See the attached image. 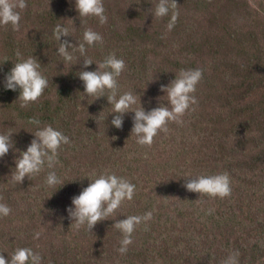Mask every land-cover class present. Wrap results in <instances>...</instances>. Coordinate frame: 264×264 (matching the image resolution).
Returning <instances> with one entry per match:
<instances>
[{
  "label": "rangeland",
  "instance_id": "obj_1",
  "mask_svg": "<svg viewBox=\"0 0 264 264\" xmlns=\"http://www.w3.org/2000/svg\"><path fill=\"white\" fill-rule=\"evenodd\" d=\"M208 1L210 7L206 9L202 5H197V0H176L178 17L174 27L169 31L167 24L171 12L163 17H154L151 13L159 0H109L112 6L118 2L125 9L123 12L117 9L115 12H110L107 9L113 14L107 15L108 19L104 24H100L96 17L93 19L92 16L79 17L74 7V0H26L27 6L19 10L21 19L18 29L13 30L10 24L0 25V68L6 71L8 66L4 61L8 58L13 63L17 61L14 54H12L13 57L10 56L11 50L7 48V43L13 39L27 41L29 37L35 35V23L48 24L55 17L56 24L65 25L72 35L61 37L62 40L67 39L72 43L80 42L78 32L82 28H91L101 34L102 41L89 46V50L86 51V56L94 62L103 61L112 49L115 51L120 48V53L126 55L129 50L128 41H126V47L124 43H121L118 48L117 40L123 37L126 39L129 35L139 45L140 50L136 54L140 60L142 55L148 52V58L142 62L143 66L139 67L140 82L134 77L132 86L136 90L134 94L137 96V103L133 108H138L142 104L148 111V106L155 107L168 103L167 97L164 96L165 93L161 91V85L168 84L172 77L164 70L162 63L164 54L177 53L185 57L184 62L195 59L200 62L202 68H207L206 74L201 78L202 91L206 95H203L204 98L201 96L200 102L195 103L194 106V113L200 115L195 123L202 124L197 130L202 136L213 132L215 135L226 136L230 138L228 145L233 143L237 146L241 136L246 135L249 138L256 128L261 129L262 122H264V114H261L262 108L260 107L262 105L264 108V93H260L261 89L264 90V81H257V74L252 73V71L256 72L252 67L256 65L257 60L264 58V0H238L233 11L231 8L233 0ZM131 2H136L138 5L141 2L147 3V10L144 13H135L133 24L136 29L133 31H129L130 22L127 20L131 15L129 9L132 8L126 3ZM243 3L246 5L244 9ZM28 7L33 11L30 14L25 13ZM220 10L225 16L226 12L235 13L232 25L233 27L238 26L236 28L238 36L235 39L229 31L220 30L224 17ZM52 26L54 28V25ZM46 28L42 27L35 42L39 40L51 42L50 50L54 55V58L51 56L53 75L48 85L52 89L45 96L44 101H40L41 104L33 118L47 117L44 115L48 113L53 118L48 125L68 136L69 143L62 144L58 149L53 169H48L45 164L42 170L30 179L25 177L22 183L14 181L11 177V170L14 167V157L19 154L15 149H26L34 138L33 133L30 132H35L39 125L36 127H30L28 124L22 126L23 119L18 115L26 112V106L15 107L14 98L9 101L0 98V132H15L12 135L14 147L9 150L11 157L5 155L0 158V202H6L5 197L9 193H15L20 197L14 204H8L12 209L8 216H0V253L2 255L11 254L14 249L24 247L26 239V247L32 248L42 256L41 264H54L52 249L60 248L64 237L62 234L57 236V231L60 233L63 228L57 227V223L59 224L63 214L67 213L66 205L71 203L68 195L73 197L79 194L82 188L90 183L89 178L94 179L100 173L111 172L133 183L134 193H137L136 199L124 200L115 210L116 220L130 215H143L147 211L152 212L151 219L137 225L131 234V243L127 246L128 258L132 254H143L139 263L154 264L159 254L164 256L165 253H171L173 261L176 258L178 261L182 258L185 264H219V261H210L209 256L219 257L220 254L222 258L225 257L224 252L228 251V245L225 237L223 239L225 243L220 242L217 232L224 230L226 233V230L219 225L218 218L214 224L209 213L200 215L203 208L206 205L212 207L214 201L210 198L209 204L208 202L201 204L208 198L197 192L189 194L184 186L186 178L209 171L213 173L214 169L211 167L212 161L196 163L194 157L180 154V135L187 132L183 126L188 116H180L179 122L170 120L172 124H166L167 130L155 135L151 145H142L138 148L140 144L134 139L135 134H133L134 138L131 135L134 113H125L123 125L128 127L116 130L117 128L111 124L114 114H110L112 108L108 101H103L104 97L96 99L93 96L84 99L83 89L79 90L80 79L71 81L69 75L71 64L70 62L64 63L57 54L56 49L59 42L53 35V29L47 30ZM138 28H140L139 31ZM155 31H158V36L154 34ZM193 37L197 38V43L205 45L200 54L199 51H193L191 47ZM253 37L261 49L254 46V41H251ZM238 40H245L250 48L238 43ZM69 51L77 65L81 64L80 66L84 67V57L80 55L79 50L70 49ZM25 56L26 53L21 52V57L25 58ZM214 62L217 63L221 72L220 63L227 64V74L224 76L218 74L220 71L213 66ZM60 67L63 68L62 71ZM96 68L95 63L88 66L89 70ZM189 69H191L190 66L187 70ZM240 72L249 75L246 83L237 79ZM3 75L4 73L0 72V80L3 79ZM67 87L70 88L67 89ZM125 88H128V85ZM59 89L62 90L59 91ZM47 102L50 103L48 107ZM240 116H242L241 119ZM237 117L240 123L250 124L251 130L239 128L237 131L233 130L232 121L229 120H237ZM194 121H191V125ZM11 123L16 128L15 130L9 126ZM178 124H181V130L175 129ZM191 125L189 133L192 131ZM239 131L243 133L241 136L238 134ZM201 141V139L194 138L192 144L197 148ZM145 146L147 152L142 158L143 167L138 168L139 152ZM152 150L158 158L157 166L163 168L165 184L163 188L158 184L156 167L153 166L155 161L150 157ZM109 155H111L110 160ZM104 156L105 163L95 166ZM190 157L192 162H189ZM169 167L171 171L168 170ZM50 170H54L60 177L61 183L64 184L63 190L58 191L44 183L47 172ZM139 173L145 175L141 176ZM181 180L183 185L180 183ZM141 195L142 197L137 200ZM227 206L228 204H216L214 211ZM20 209H29L30 219L25 221L15 219ZM223 215L226 219L232 220L227 214ZM194 218H197L198 223L196 230L192 231L190 219L194 220ZM233 222L232 227L234 228L235 221ZM116 230L108 228L105 236L108 239L118 238L117 247L119 248L123 236L120 231L119 236H116ZM25 231L28 234L19 243L13 244L15 243L14 238L19 237L18 232ZM162 231L165 238L172 243L168 249H161L147 242L148 237L159 240L158 235ZM236 231L244 239V243L251 240L252 234L245 226L237 227ZM36 233H39L38 238L35 237ZM255 239L253 238L252 241L255 242ZM231 240L233 242L230 248L235 244V238L231 237ZM105 248L108 249L109 246L106 245ZM132 262L135 261L132 260ZM117 263L122 264L119 260Z\"/></svg>",
  "mask_w": 264,
  "mask_h": 264
},
{
  "label": "trees",
  "instance_id": "obj_2",
  "mask_svg": "<svg viewBox=\"0 0 264 264\" xmlns=\"http://www.w3.org/2000/svg\"><path fill=\"white\" fill-rule=\"evenodd\" d=\"M146 1V0H142ZM233 5L231 6L232 11L235 9L236 5L238 4V0H233ZM208 0H197V5H202L205 8L210 7L208 4ZM104 8H105V14L110 15L113 13L110 12H123L125 7L119 4L118 2H115L113 4L109 3V0H103ZM127 6L131 7L132 9H129L131 11V15L128 16L127 20L130 22L129 31H133L136 29L134 26V17L135 13L146 11L147 3L141 2L140 5H138L136 2L126 3ZM143 5V7H142ZM243 9L246 8V5L243 3ZM200 8V7H199ZM206 8V9H208ZM110 11H108V10ZM238 10V9H237ZM108 11V12H107ZM32 11V8L28 7L26 9V14H30ZM35 12V11H34ZM220 13L223 17V26L220 27V30L222 32L229 31L232 35V37L235 39L238 36V32L236 30V27H233V20L235 19V13H227L226 16L224 15L223 11L220 10ZM232 14V15H231ZM231 15V16H230ZM227 17V18H226ZM230 17V18H229ZM94 17L92 16V19ZM254 21V20H253ZM37 22V20H35ZM56 17L48 24L37 22L34 25L35 35H32L25 40H11V42L7 43V48L11 50L10 56L14 54L13 56L17 58L16 52L19 51L26 53L25 58L32 56L34 57L38 63L40 64V71L42 74L48 79V83L50 80V77L53 75V72L51 71V56L54 58V55L51 53L50 46L51 42L42 40L35 42V38L40 35V31L42 27H47L46 29H53L52 25H56ZM80 23V22H79ZM253 26V25H251ZM140 28L137 30L139 31ZM85 28H82L79 30L78 34H80V42L82 41L83 31ZM133 33V32H132ZM243 32H241L242 34ZM156 36H158V31H155L154 33ZM254 36V34H251V36ZM124 41V42H123ZM126 41H128L129 50L126 52V55H122L120 53V46L121 43H124L126 47ZM254 41L253 44L256 48L261 49L258 47L257 43L255 42V38L253 37ZM119 43L118 50L110 51L109 54L114 53L117 57L122 58L125 61V68L121 72V74L116 78L117 79V93H123L126 91L135 92V88L132 86L134 84V77L140 82V71L139 67H142L144 62L148 58V52L142 55V59L140 60V57L136 54L140 49L139 45H137L134 42V39L128 35V37H123L119 40H117ZM238 43L244 44L246 46H249L245 40H238ZM204 44L197 43V38L193 37L191 47L193 48V51L198 52L199 54L202 52L204 48ZM89 50V46H86V51ZM12 56V57H13ZM173 56V57H172ZM199 58V57H197ZM185 57L177 54V53H166L163 55L162 63L164 65V70H166V74L171 75L172 80L175 78L176 74H179V72L184 69L187 70V68L190 66L191 69H200L202 71V76L206 74V67H201L200 62L192 59L189 62H184ZM251 61V60H250ZM6 65L8 66L7 69H9L13 66L11 60L8 58L7 61H4ZM71 65H69V75L71 78V81L74 82L79 77L77 76L79 74V71L84 69V67H81L77 65V63L72 60L70 62ZM237 62L235 63L236 66ZM252 67L253 75L257 74V81H264V58H259L257 62ZM162 65V66H163ZM213 66H216V69L220 71V68L218 67L217 63L214 62ZM220 66L222 68V72L220 71L218 74L221 76L224 74L226 75L228 72L227 64L220 63ZM4 69L0 68V72L5 73L7 72ZM63 68L60 67V71H62ZM86 70H89L88 68ZM95 70V69H94ZM156 72V71H155ZM201 76V78H202ZM248 76L246 73L240 72L237 75L238 80H243V83H246L248 80ZM2 81V79L0 80ZM128 88H125L127 87ZM202 82L201 79L197 83L195 91L191 93L192 96L196 98L195 103H199L201 100V96L206 95L205 92L202 91ZM70 87H67L69 89ZM52 89L50 85H47L45 90L42 92V94L32 102H28L26 106V112H20L21 115H18L23 119L22 126H25V124H28L30 127H36L42 128L45 125H48L52 121V117L48 115V113H45L44 116L47 117H41L39 119H36L39 121L38 124L33 123L34 120L33 116L36 114L37 109L39 105L41 104L40 101H44L46 98L45 96L49 93V91ZM83 89V82L80 80V87L79 90ZM62 89H59L61 91ZM202 91V94H201ZM260 93H264V90L261 89ZM136 95V94H135ZM19 96V90L16 91L8 90L3 87V84L0 83V98L2 97L5 99V101L12 100L14 98V101L16 106L15 107H21V104L23 103L21 100H17ZM95 97V96H93ZM242 97V95H240ZM204 98V96H203ZM51 100V99H50ZM48 100V101H50ZM103 101H107V98L104 97ZM264 101V100H263ZM195 103L190 104L189 110H187L183 115L188 116L186 123L183 126V129H185L187 132H183L180 135L181 141L179 144H181V147L179 148L181 150L180 154H184L185 156H192L194 157V161L196 163H206L208 161H212L211 167L213 169L212 172H204L203 175H214L219 173H227L230 180V188L231 192L229 195L225 197L220 196H210L206 193L202 194L203 197L208 198L203 200L201 204H205L208 202L211 198L214 201V205L211 207V205H206L203 208V211L200 215L209 213L211 219L213 220V223L216 224V219L218 218V223L220 226H222L223 229L226 230V233L224 230H218L217 236L220 238V242L223 244L225 243L223 241L224 237L226 240V243L228 245V251L224 252L225 257L222 258L219 254V257H211L209 256L210 261H219V264H222L224 259L230 254V253H238V264H264V122L261 125V129L257 130L255 129V132L248 138L246 135L241 136L243 133L238 132V134L241 136V140L239 141L238 145L236 144H229L230 138L226 136H219L218 134L215 135L214 132L211 134H208L206 136H202V134L199 132L200 129L199 125H202L201 123H195L197 122V119L199 116L194 113L195 111ZM166 104H161V106H165ZM46 106H50V103L47 102ZM159 105L155 106L158 107ZM170 107V105H168ZM154 106H148L147 108L151 110L152 108H155ZM262 108V115L264 114V108L262 105H260ZM205 114V113H204ZM203 114V115H204ZM198 116V117H197ZM16 117V115H15ZM242 116H240V119ZM237 120H229L231 122V128L235 131L237 129L241 130H251V125L247 122L240 123L239 117L236 118ZM195 120V121H194ZM253 120V119H252ZM194 121V123L191 125V123ZM214 121V120H213ZM176 122V121H175ZM170 123V120L167 122V124ZM190 125L192 127V131L190 132ZM11 129H13V124L9 125ZM257 126V125H256ZM255 126V127H256ZM123 127H128L123 125ZM36 128V130H37ZM122 128H117L116 130H120ZM14 128L13 130H15ZM175 129L181 130L182 126L181 124H178ZM262 130V131H261ZM114 131V130H113ZM195 131V132H194ZM161 131H158L156 135H159ZM236 134V135H238ZM234 135V133L232 134ZM239 136V137H240ZM133 137V134H132ZM134 138V137H133ZM194 138L201 139L200 145L196 148L192 144V140ZM248 138V139H247ZM136 139V138H134ZM247 139V140H246ZM142 145H139L138 148H140ZM11 150V149H10ZM191 150V152H189ZM147 152V147L145 146L140 150L139 158V164L138 168L143 167V156L145 157V153ZM10 151L6 154L7 157H11L9 155ZM151 160L155 161V164H153L154 168L156 167L157 176H158V184L163 188L164 184V175H163V168L162 166H157L159 162H157L158 158L155 154L154 150H152L150 154ZM108 159H111V155L108 156ZM189 162H192V158H188ZM149 160V158H147ZM137 161V159H136ZM179 161V160H178ZM105 163V156L100 159V161L95 166H101ZM148 163V161H146ZM94 166V167H95ZM169 171H171L170 167L168 168ZM149 171V170H148ZM147 171V173H148ZM141 176H144L145 174L139 173ZM180 183L183 185L182 180ZM61 184H58L54 188L58 191L63 190L64 188L61 187ZM61 187V188H60ZM187 190V189H186ZM187 193L192 194V191H188ZM137 193H134L133 198L136 199ZM18 195L15 193H9L5 197L6 202H0V203H6V204H14L18 200ZM142 197V195L137 199L139 200ZM20 198V197H19ZM72 196L68 195V199L71 202ZM234 203V204H232ZM71 203L66 205L67 207ZM216 204L223 205L228 204L227 207L218 208L214 211ZM232 204V205H230ZM230 205V206H229ZM211 207V208H210ZM201 209V206L199 207ZM22 210L20 209L18 213H16L15 219L19 218L21 221H25L27 219H30L29 213L31 211ZM202 210V209H201ZM223 214H227L228 217L231 219H226ZM217 215V216H216ZM116 218L114 213L110 216L106 217L104 220L98 221L96 225L90 230L86 225H76L75 223H72V221L68 218V214H63V217L60 220V223H57V227H63L61 232L59 233L57 231V236L59 234H62L64 237L62 238L63 244L58 249H52L54 252V264H118L117 260H119L122 264H143L139 263L138 261H141L140 258L143 256V254H132L129 257L128 251L126 253H120L118 251V238L111 237L110 239L106 238L105 232H107L108 228L110 229H116L112 225L114 224ZM191 224L190 228L192 231H195L197 228V218L190 219ZM235 221V227L233 228L232 224H234ZM239 226H245L248 228L252 234V238L250 241L244 243V239L238 235V232L236 231V228ZM141 231V230H139ZM28 234L27 231L25 232H18L19 237L14 238L13 244L19 243L26 235ZM116 236H119V230H116ZM231 237L235 238L234 245L232 248H230L231 243L233 242L231 240ZM28 238V237H27ZM159 240H153L151 237H148L147 242L151 243L153 246H159L161 249H168L172 243L168 241L163 231L159 233L158 235ZM253 238H256L255 242H253ZM250 239V238H249ZM104 245V246H103ZM108 245L109 248L106 249L105 246ZM27 246L26 239L24 240V247ZM196 251V250H195ZM1 254V253H0ZM212 254V253H211ZM8 254L4 255L7 257ZM195 258V256H193ZM135 261L134 263L132 262ZM156 263L154 264H185L182 258L178 261L177 258L173 261V257L171 253H165L164 256H161L159 254L158 259L154 260ZM145 264V263H144Z\"/></svg>",
  "mask_w": 264,
  "mask_h": 264
},
{
  "label": "clouds",
  "instance_id": "obj_3",
  "mask_svg": "<svg viewBox=\"0 0 264 264\" xmlns=\"http://www.w3.org/2000/svg\"><path fill=\"white\" fill-rule=\"evenodd\" d=\"M176 4V0H159L151 11L154 17L167 16L171 12L167 24L169 31L174 27L178 17ZM26 6V0H0V25L10 24L13 30L18 29L21 19L19 10H23ZM74 7L79 17L93 16L98 18L100 24L107 22L108 17L105 14L103 0H74ZM53 35L59 42L56 52L64 63L73 60L70 49H78L80 55L84 57V69L80 70L77 75L83 82L84 99L92 96L96 99L106 97L112 108L110 114H114L111 124L118 129L123 126L124 114L134 113L131 135L135 134L136 142L140 145H151L158 131L167 130L165 126L169 120L178 121V118L189 110L190 104L196 102V98L191 93L195 91L202 71L198 68L182 69L168 84L161 85V91L165 93L164 96L167 97L168 102L165 106L160 105L146 111L140 99L141 106L133 108L137 103V96L133 92L117 93L116 78L124 70L125 61L114 53L109 54L101 62H94L86 56V46L102 41L103 37L99 32L86 28L83 31L82 41L72 43L67 39H61V37L72 36L69 29L63 24H56L53 28ZM16 56L17 61L13 63L9 71L4 73L0 83L5 89L19 90L17 100L23 102L21 104L23 107L28 102L35 101L42 94L48 85V79L40 71V64L34 57L22 58L19 51L16 52ZM93 63L97 65V68L86 70ZM32 122L39 123L35 119ZM13 133L15 132H0V158H3L10 148L14 147ZM30 133H33L34 138L26 149H15L19 154L14 157L11 177L20 183L25 177L30 179L34 174L39 173L45 164L48 169H53L58 149L62 144L69 143V137L51 125L37 128L35 132ZM89 180L90 183L83 187L79 194L71 198V204L66 211L72 223L78 226L86 225L91 230L98 221L113 214L124 200L133 198L135 185L126 178L111 172L100 173L94 179L89 178ZM44 183L49 187H55L61 184V179L54 170H50L47 172ZM184 186L188 191L206 193L210 196L225 197L231 192L227 173L188 177ZM11 211L8 204L0 203V216H8ZM151 217L152 212L147 211L143 215H130L115 220L112 226L118 229L123 236L118 249L120 253L127 252V246L131 243V234L136 226L150 220ZM35 237L38 238L39 233H36ZM238 255V253H230L222 264H238ZM41 260L40 253L30 247H18L7 257L0 254V264H41Z\"/></svg>",
  "mask_w": 264,
  "mask_h": 264
}]
</instances>
